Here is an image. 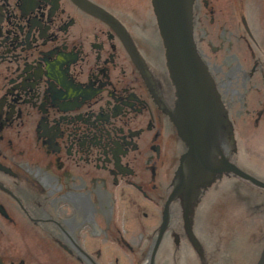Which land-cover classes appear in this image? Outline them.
<instances>
[{
	"label": "flooded vegetation",
	"instance_id": "af4514ba",
	"mask_svg": "<svg viewBox=\"0 0 264 264\" xmlns=\"http://www.w3.org/2000/svg\"><path fill=\"white\" fill-rule=\"evenodd\" d=\"M153 14L152 0H0V264L152 263L188 152ZM192 34L226 108L264 103V0H193ZM183 167L153 264L203 258L196 217L232 177L202 172L191 191Z\"/></svg>",
	"mask_w": 264,
	"mask_h": 264
},
{
	"label": "water",
	"instance_id": "95a60500",
	"mask_svg": "<svg viewBox=\"0 0 264 264\" xmlns=\"http://www.w3.org/2000/svg\"><path fill=\"white\" fill-rule=\"evenodd\" d=\"M192 4L193 0H152L165 49L166 65L178 98L173 121L180 139L188 148V152L182 157L178 184L168 205L186 185L183 167L186 161L191 168L192 181L189 186L191 191L200 186L201 182L198 178L202 172L210 175L208 183L226 173L264 189V181L245 172L228 158L219 156L221 154L218 145L220 136H226L232 142L233 152H235L234 127L228 118V112L221 101L215 83L196 51L192 34ZM213 151L218 155L214 157ZM214 158L215 162H213ZM232 159L236 161L235 153ZM209 161L214 165H210ZM190 203L189 197L185 204L187 231L193 244L199 247L191 228ZM168 205L151 264H153L158 245L167 226ZM258 264H264V251Z\"/></svg>",
	"mask_w": 264,
	"mask_h": 264
},
{
	"label": "rangeland",
	"instance_id": "374dc122",
	"mask_svg": "<svg viewBox=\"0 0 264 264\" xmlns=\"http://www.w3.org/2000/svg\"><path fill=\"white\" fill-rule=\"evenodd\" d=\"M146 32L152 39V45L156 46L159 60L163 62L165 55L154 14ZM247 106L252 114L244 120V115L237 114L246 111ZM263 109L264 103L255 98L249 105H243L236 99L226 108L234 122L236 163L264 181V120L259 123L255 120L256 113ZM209 199L201 210L204 215L198 213L196 217V228L204 242L205 254L200 261L186 257L185 262L258 264L264 251V190L233 176L218 182ZM210 205L212 208H209ZM174 260L160 258L159 264H175Z\"/></svg>",
	"mask_w": 264,
	"mask_h": 264
},
{
	"label": "bare ground",
	"instance_id": "6f19581e",
	"mask_svg": "<svg viewBox=\"0 0 264 264\" xmlns=\"http://www.w3.org/2000/svg\"><path fill=\"white\" fill-rule=\"evenodd\" d=\"M157 21V20H156ZM157 27H158V24H157ZM159 29V28H158ZM159 34H160V32H159ZM162 39V38H161ZM162 43H163V41H162ZM231 176H233L232 174H230ZM157 252V251H156Z\"/></svg>",
	"mask_w": 264,
	"mask_h": 264
}]
</instances>
